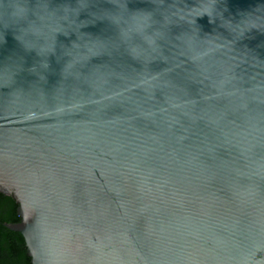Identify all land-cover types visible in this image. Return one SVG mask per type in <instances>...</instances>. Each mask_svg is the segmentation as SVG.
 <instances>
[{"label": "water", "instance_id": "1", "mask_svg": "<svg viewBox=\"0 0 264 264\" xmlns=\"http://www.w3.org/2000/svg\"><path fill=\"white\" fill-rule=\"evenodd\" d=\"M0 194L31 264H264V0H0Z\"/></svg>", "mask_w": 264, "mask_h": 264}, {"label": "trees", "instance_id": "2", "mask_svg": "<svg viewBox=\"0 0 264 264\" xmlns=\"http://www.w3.org/2000/svg\"><path fill=\"white\" fill-rule=\"evenodd\" d=\"M17 208L13 198L0 194V264H31L23 236L6 227L20 221Z\"/></svg>", "mask_w": 264, "mask_h": 264}]
</instances>
